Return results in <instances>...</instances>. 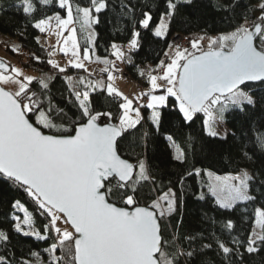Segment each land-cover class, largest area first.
<instances>
[{
	"label": "snow or ice",
	"instance_id": "6c2138e0",
	"mask_svg": "<svg viewBox=\"0 0 264 264\" xmlns=\"http://www.w3.org/2000/svg\"><path fill=\"white\" fill-rule=\"evenodd\" d=\"M50 2L58 11L36 18L37 5L47 6ZM180 2L165 0L166 10L160 13L154 28L151 12H143L139 26L150 29L157 38L165 37ZM107 6L106 0H89L87 6L77 3L75 9L70 0H21L17 6L31 17V26L40 33L51 31L55 21V35L63 37L59 51L69 58L64 67L52 59L47 60L48 65L63 74L68 68L87 71L85 62L103 64L99 72L107 73V82L86 81L81 76L78 83L83 90H69L70 103L79 116L69 120L67 113L52 103L51 78L42 76L34 84L32 76L0 62V184L23 191L34 205V214L46 221L41 232L34 226V214H30L24 203L14 199L11 201L12 228L26 237L54 241L44 250L48 253L47 262L39 259V253L30 252L38 264H179L180 257L191 259L196 250L169 251L174 246L164 239L162 222L182 207L185 179L206 173L207 180H201L196 199L203 201L210 195L218 209L233 210L241 202L264 199L260 188L253 192L259 174L239 170L235 174L216 175L193 166L180 177V195L173 187L161 191L145 159L138 157L136 163H132L123 158L118 138L145 119L159 131L161 113L157 109L168 106L169 97L175 98L171 107L178 109L186 123L201 117L203 134L212 139L227 140L229 132L227 129L221 132L220 126L227 122L229 114L245 117L247 122L257 111L264 112V96H256L250 86H264V4L259 6L260 15L252 21L245 18V22L232 31L208 38L206 50L199 40H192L190 48L169 44L172 51H165L167 59L160 60L148 73L150 90L134 98L118 92L112 82L113 73L120 71L116 60L130 63L131 51L140 47L138 31L133 30L127 52L115 42L110 45V55L115 60L107 56H95L92 60L96 49L93 26L99 23L97 14ZM122 8L134 14L133 7L122 5ZM61 12L66 14L61 15ZM77 24L84 38L82 53ZM36 39L39 42V37ZM48 55L52 56L53 52ZM35 60L42 62L40 57ZM65 79L71 80V77ZM97 90H106L107 95L122 101L118 103V116L94 111L90 95ZM158 90L162 91L157 94ZM142 98H147V102L140 103ZM142 108L152 110L147 118L142 115ZM101 116L109 121L118 120V123L101 125L98 122ZM57 120L62 122L57 123ZM165 139L171 142L169 148L174 149L172 158L186 162L188 149L177 144L171 135ZM254 140L255 146L264 153V133L257 134ZM188 148L195 152L193 144L189 143ZM250 152L255 155V147L243 153L245 159L252 158ZM148 184L159 192L154 199L145 198L140 191ZM259 184L264 186V180H259ZM113 196L117 200H112ZM17 213H23V218ZM254 215L253 229L244 240H215L228 264H236L231 257H242L241 248L251 254L264 245V204L255 208ZM234 227L231 219L222 224V230L229 234ZM185 239L191 246L196 237ZM8 241V233L0 230V242L7 244ZM202 247L211 249L212 244ZM57 250L61 255H56ZM0 264L32 262L23 256L16 259L15 253L9 257L5 252L0 255Z\"/></svg>",
	"mask_w": 264,
	"mask_h": 264
},
{
	"label": "trees",
	"instance_id": "16d2710c",
	"mask_svg": "<svg viewBox=\"0 0 264 264\" xmlns=\"http://www.w3.org/2000/svg\"><path fill=\"white\" fill-rule=\"evenodd\" d=\"M20 2L21 0H0V31L17 38L18 48L27 58L26 65L51 73L49 88L52 103L55 107L63 109L69 120H74L79 116L75 106L70 103L69 90L74 88L65 77L67 73L75 70L68 68L65 73L60 74L57 69L47 64V60L50 59L48 46L40 39L37 42L36 38L39 37L40 32L31 26V17L26 16L22 8L17 7ZM70 2L75 9L77 3L87 6L89 0H70ZM106 2L107 9L97 14L99 23L94 25L95 52L98 56L112 57L110 45L113 42L119 44L127 52L125 44L132 38L133 30H137L140 33L138 38L140 47L131 51L129 56L131 62L123 61V67H121L135 78L141 77L140 67L146 73L156 68L165 56V51L168 50L174 34L201 31L218 36L223 32L233 30L236 25L243 23L245 18L258 17L260 15L259 6L264 4V0H192L191 3H184L181 0L175 15L170 20L167 35L157 38L150 29L140 27L138 20L143 18V12L150 11L151 24L154 28L159 22L160 13L166 10L165 0H106ZM122 5L133 7L134 14L126 12ZM37 8L36 18L52 15L58 11L51 2L47 6L37 5ZM61 13L64 14V12ZM76 26L78 41L83 51L84 38L79 34V24ZM7 48L14 53L11 47ZM35 57H40L42 62H37ZM39 78L35 77L33 83L35 84ZM250 86L256 96H264V86L258 84ZM90 99L95 112H111L114 117L119 115L118 103L121 101L107 95L106 90L91 93ZM174 103L175 98L169 97L168 106L157 109L161 113L159 131H156L155 126L145 119L136 128L129 129L122 138H118L120 154L134 163L138 157L145 159L161 191L173 187L180 195V177L184 176L186 171H191L193 166L201 169L211 168L219 173L235 172L244 166L249 167L253 174H259V178L253 184V192L257 188L264 191V186L259 184V180H264V164H262L264 153H261L255 146L254 140L257 134L264 133V112L257 111L254 116L247 119V122H245V117L229 114L226 122L230 128L229 136L227 140H219L204 136L201 117L186 123L178 109L171 107ZM141 111L142 115L147 118L152 110L142 108ZM99 121L109 120L101 116ZM111 121L118 123L115 119ZM56 122L61 123L62 121L57 120ZM145 133L148 134L147 137ZM168 135H171L181 147L188 149L186 162L181 163L172 158L174 149L169 148L168 145L171 142L165 139ZM189 143L194 145V153L191 148H188ZM240 145L244 147L241 148ZM253 147L256 149V154L250 152L249 155L252 158L245 159L243 153ZM201 180H207L206 173L202 177L185 179L182 207L163 219L164 239L174 246L170 247L169 251L176 248L182 252L196 250V255L191 259L180 257L179 264H228V260L217 248L215 240L223 239L226 242H229L230 238L244 240L253 229L255 208L264 204V199H258L257 202H241L233 210H220L213 203L214 198L210 195L206 196L203 201L196 199ZM153 189L154 186L148 184L140 191L145 198L151 196L154 199L159 192ZM204 190L206 191V188ZM14 199L20 200L28 207L30 214H34V205L23 191L0 184V230L6 231L9 235L7 244L0 242V255L7 252V255L12 257L15 253L16 259L23 256L32 264H38L37 258L30 255L31 251H35L39 253L41 261L47 262L48 253L44 250L54 241L38 240L14 231L11 219L13 214L11 201ZM112 200H117V197L113 196ZM229 219L235 224L230 234L222 230V224ZM45 222L42 217L34 214V226L41 232H43L42 224ZM189 236L196 237L191 246L185 239ZM203 244H212V248L205 249L202 247ZM229 246H231L230 243ZM240 251L242 257L230 258L236 264H264V245L259 246V250L251 254L243 248ZM56 255H61L59 250Z\"/></svg>",
	"mask_w": 264,
	"mask_h": 264
},
{
	"label": "rangeland",
	"instance_id": "374dc122",
	"mask_svg": "<svg viewBox=\"0 0 264 264\" xmlns=\"http://www.w3.org/2000/svg\"><path fill=\"white\" fill-rule=\"evenodd\" d=\"M65 14L66 13H64V14L61 13V15H65ZM93 31L95 32L94 26H93ZM135 31H137V30H135ZM230 31H232V30H230ZM230 31H226V32H230ZM226 32H223V33H226ZM64 35H67V32H65ZM201 37H203V36H200L199 35V36L193 37L192 40H199L200 41V44L202 45V47L204 49H207V46H208V38L216 37V35H214V34H207L205 37H203V39H201ZM39 39L41 41H43L44 43H47V45L54 46V48L51 51V52H53V58H54L52 60H55L61 67L65 66L67 64V61H61V60L58 59V56H59L58 54H60L59 48L62 46L63 37H59L58 38L55 35V21H53L52 30L51 31H48V32H45V33H40L39 34ZM58 39L60 40V43L59 44L57 43V40ZM190 42L187 43V44H185V45H183L182 47H187V46L191 45ZM117 45H119V44H117ZM8 46L11 47L12 49L15 46V49L16 50L14 51V53H12L7 48ZM57 46H58V48H57ZM169 50H171V49H169ZM81 53H82V50H81ZM54 54H55V56H54ZM95 55L98 56V54H96V52H95ZM0 57L2 59H4L5 61L11 63L12 64V67H15V68L20 69L23 74L30 75L33 78H35V77H40L41 78L42 76H45V77H49L50 78L52 76L51 73H49V72L41 71V70H39V69H37L35 67H31V66L26 65L25 64V61H26L27 58H26L24 52L21 51L18 48V40H17V38L14 37V36H12V35H10V34L1 32V31H0ZM111 58H112V60H115L116 59L114 56H112ZM121 62H123V61L116 60V63H121ZM92 65L93 66H95V65L103 66V64H96L94 62L92 63ZM119 67L120 66H117V68H119ZM89 71L92 72V70H89ZM152 74H155V72H153ZM67 77H71V80H68V81L71 84V86H74L75 79L73 78V76L72 75H68ZM124 78H126V77H124ZM126 79H128V78H126ZM128 80L132 81V84L135 85V89L133 90V93L136 92L137 90H141L142 92H146V91L150 90L149 83L142 82V85L139 86V85L135 84V82L132 79H128ZM160 91H162V90H158L157 91V94H159ZM123 94L124 95H127L128 92H124ZM140 103H146V102H143L141 100ZM135 106L136 105L134 104V107ZM225 129H227V131L230 130L229 126L226 123H224L223 125L220 126V131L221 132H223ZM206 170H208L210 172H213L216 175H224L226 173H229V172L219 173V172H216L215 170H213L211 168H206ZM240 170H247L249 173H252L251 169L249 167H246V166L242 167ZM231 173L235 174V172H231ZM17 214L21 215V218H23V213H17ZM61 227H64V225H61ZM256 231H257V233H259L258 226H256Z\"/></svg>",
	"mask_w": 264,
	"mask_h": 264
},
{
	"label": "crops",
	"instance_id": "0c3cea01",
	"mask_svg": "<svg viewBox=\"0 0 264 264\" xmlns=\"http://www.w3.org/2000/svg\"><path fill=\"white\" fill-rule=\"evenodd\" d=\"M47 44V43H46ZM128 45H129V43H126L125 44V49L127 48L128 49ZM121 47V46H120ZM187 47H191V45H189V46H187ZM57 48H58V46H57ZM122 50H124L123 48H122ZM52 51V50H51ZM83 52V51H82ZM60 54H61V52H60ZM60 54H58L59 56H58V59L59 60H61V61H66V60H63V59H61V55ZM54 56H55V54H54ZM95 56L96 55H93L92 56V60H95ZM57 57V56H56ZM100 57H105V56H100ZM108 57V56H107ZM109 59H112L111 57H108ZM50 59H54L53 58V55L52 56H50ZM86 63V66H87V71H85V70H76V69H74L75 71H71V72H69V73H67V76L68 75H72L73 76V78L75 79V81H74V86H73V88L74 89H76V90H83V87L81 86V85H79V83H78V81H79V78L81 77V76H83V77H85L86 78V81H87V79H92V80H98V79H95V78H93L92 76H89V70H93V69H95V68H103L104 67V65L103 66H98V65H95V66H93L92 65V63H88V62H85ZM116 65L117 66H120L119 68H121V67H123V62H121V63H116ZM116 66V67H117ZM64 67V66H63ZM114 77H115V79L113 80V86L118 90V92H120V93H124V92H128V94H129V98H134V97H136V96H139L141 93H142V91L141 90H137L136 92H134L133 93V90L135 89V85H133L132 84V81H130V80H128V79H126V78H124V76H122V75H114ZM99 80H103L105 83L107 82V73H106V75H105V79H99ZM131 82V83H130ZM146 83H148V78H147V81H146ZM138 89V88H137ZM142 100V99H141ZM143 102H147V100H145V101H143ZM134 104L136 105V102H135V100H134Z\"/></svg>",
	"mask_w": 264,
	"mask_h": 264
},
{
	"label": "built area",
	"instance_id": "2783aa9c",
	"mask_svg": "<svg viewBox=\"0 0 264 264\" xmlns=\"http://www.w3.org/2000/svg\"><path fill=\"white\" fill-rule=\"evenodd\" d=\"M253 19H255V17L248 19V21H252ZM199 35L205 37L206 33L205 32H201V31H195V32H192V33H189V34H174L172 36V38H171V44H173V45L179 44V45L183 46V45L189 43L192 40L193 37H196V36H199ZM168 51L171 52L172 50H168ZM166 59L167 58L164 56L162 60H166ZM139 72L141 74L140 78L133 77V75L130 74V72H128L126 69H120L119 72H114L113 74L114 75L121 74V75H123L124 77H126L128 79H132L135 82V84L141 86L142 82H144V78L147 76L148 73H146L142 67H140V71ZM93 74H94V76L96 78L103 77V73H100L99 69H96V71L93 72ZM126 96H129V94H127Z\"/></svg>",
	"mask_w": 264,
	"mask_h": 264
},
{
	"label": "water",
	"instance_id": "95a60500",
	"mask_svg": "<svg viewBox=\"0 0 264 264\" xmlns=\"http://www.w3.org/2000/svg\"><path fill=\"white\" fill-rule=\"evenodd\" d=\"M205 50H206V49H205ZM0 62H4V63H6L7 65L11 66L9 62L5 61V60L2 59L1 57H0ZM9 71H10V69H9ZM98 122H99L101 125H103L104 123H108V122L114 123L113 121H106V122H100V121H98ZM123 158H126V157L123 156ZM129 160H130V159H129ZM130 162L134 163V162L131 161V160H130ZM118 206H119V205H118Z\"/></svg>",
	"mask_w": 264,
	"mask_h": 264
},
{
	"label": "clouds",
	"instance_id": "9594fccd",
	"mask_svg": "<svg viewBox=\"0 0 264 264\" xmlns=\"http://www.w3.org/2000/svg\"><path fill=\"white\" fill-rule=\"evenodd\" d=\"M256 17V16H255ZM253 18V17H252ZM250 19V18H249ZM248 20V19H247ZM244 22V21H243ZM172 38V37H171Z\"/></svg>",
	"mask_w": 264,
	"mask_h": 264
}]
</instances>
